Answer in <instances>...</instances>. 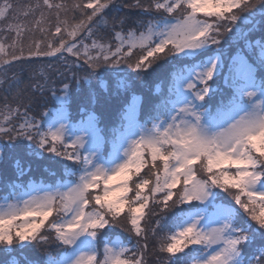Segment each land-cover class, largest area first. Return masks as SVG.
<instances>
[{"label": "snow or ice", "instance_id": "snow-or-ice-1", "mask_svg": "<svg viewBox=\"0 0 264 264\" xmlns=\"http://www.w3.org/2000/svg\"><path fill=\"white\" fill-rule=\"evenodd\" d=\"M121 7L0 0V161L25 143L47 161L38 180L19 157L13 176L0 172L8 264H150L154 256L158 264H264V36L249 39L264 29V0H132L123 7L149 17L134 26L128 16L109 19ZM68 56L84 74L48 89L59 106L32 115L25 93L45 91L51 65L31 85L9 70ZM161 61L172 70L154 99L133 92L118 122L101 127L95 105L132 89L120 66L148 74ZM84 82L89 106L75 120L72 89ZM117 226L126 240L108 234Z\"/></svg>", "mask_w": 264, "mask_h": 264}, {"label": "trees", "instance_id": "trees-1", "mask_svg": "<svg viewBox=\"0 0 264 264\" xmlns=\"http://www.w3.org/2000/svg\"><path fill=\"white\" fill-rule=\"evenodd\" d=\"M15 2L19 4H24L27 2V0H20V1L15 0ZM117 2L122 5L121 10L119 12H116L115 10L109 11L107 13L109 19H111L113 16H128L130 20H129V25L127 26H134L131 23L132 21L136 19L146 20L149 18V17L141 16L138 10H135V9L129 10L123 7V5L132 3V0H117ZM99 34L107 37L110 35V29L102 28ZM262 36H264V29H257L256 31H253L250 34L249 39L252 41H255L257 38H260ZM240 46H242V42ZM234 51H235V47L229 50V54H231ZM138 54H139L138 52L135 53L134 56L132 57V60H134L135 56ZM43 59H48V58H43ZM131 62L132 61L130 60L129 63ZM78 63L79 62L74 63V58H71V60H68L65 63V65L59 64V66L57 67V69H59L58 71L56 70L54 74H48L49 81H52L54 79L56 82H53L52 83L53 85L49 84L43 93H41L38 90L33 91L30 87L28 88V91L26 92L27 94H25V102L28 101V98H31L30 112L32 115L39 117L40 113L45 111L46 108H55L59 106L57 102L52 98L51 92L48 89L53 88L55 86L57 88L58 85L62 87L63 83L65 82L71 83L73 79V74H75L77 77L82 76L84 74L85 67L77 66ZM120 67L123 70L121 74L123 75V72H124V75H127L131 78L132 89L130 92H128L127 94L121 95L120 97L111 98L108 101V105H105L104 103H98L95 105L96 113L101 118V125H100L101 127H108L118 122L120 109L124 106L126 102H130L131 94L133 92L136 93L137 95L144 97L145 101L153 100L154 99L153 93L155 90V86L159 84L161 81H165L169 73L172 70L171 64L166 63L164 61L160 62V66L155 68V71L150 70L148 74H143V73L137 74L136 70L129 68L127 64H122ZM22 68H23L22 69L23 72L21 71L22 77L23 75L24 77L25 75L26 76L30 75L31 71H28V69H25V68H28L27 65L24 64ZM109 72H112V70L109 69ZM101 76L104 77L103 71L101 72ZM104 78L107 79V77H104ZM115 79H116V74L112 72L111 81H109V83L114 82ZM40 82H43V81L41 80ZM24 83L25 85H31V83L26 82V80H24ZM33 83H36V82L34 81ZM216 84L219 85L221 88H223L222 79H218L216 81ZM89 87L90 85L88 82H84L80 86L73 85V89H72L73 95H72L71 107L69 110L71 111L72 116L75 120L79 119V113H80L81 108L89 106L87 97L85 95ZM13 148H14L13 146H8L5 149V159L2 161V163H0V172L6 169L9 176H13L14 168L12 167V165L14 163V160L17 157H19L22 159V161L25 164L27 163L32 164L31 176L33 178L38 180L41 177H45V178L47 177V174L44 172V167L47 164V161L45 159L29 156L27 154L26 143L16 145L15 148L18 150L14 151ZM46 155L47 154H45V156ZM24 179L27 180L28 177H25ZM221 198L224 199L225 202L231 201V197L228 196L227 193H223ZM162 224H165V222L162 221ZM119 228L120 227L118 226L115 227V229H113L108 234L110 236L121 235L124 239H127L128 233L125 230L123 231L120 230ZM164 231L165 232L168 231V228L166 225L164 227ZM53 245L54 243L50 241L49 245L46 247H48L49 250H52ZM258 245H259V241L257 242L256 246ZM0 250L3 252L2 254H0V264H8V262L11 260V256L5 251H3L2 248H0ZM26 251L27 249L24 250L25 253ZM32 252H33V249H31L30 255L27 254L29 258L40 259L41 254L38 251L37 253H35L34 256L31 255ZM14 255L16 254L14 253ZM156 255H160L161 259L164 258L159 253H157ZM22 264H23V261H22ZM150 264H158V262L155 259V256L150 260ZM177 264H182V261L177 262Z\"/></svg>", "mask_w": 264, "mask_h": 264}, {"label": "rangeland", "instance_id": "rangeland-1", "mask_svg": "<svg viewBox=\"0 0 264 264\" xmlns=\"http://www.w3.org/2000/svg\"><path fill=\"white\" fill-rule=\"evenodd\" d=\"M20 1V0H19ZM71 58L72 57H70V56H68L67 58H66V60H62V59H56V58H48V59H43V58H39V59H36V60H34L33 61V63H31V64H25V65H27V67L28 68H25V69H28V71H31V73H30V75H25V77H24V75H23V77H22V72H23V65L21 66V65H19V64H16V65H13V67L9 70V74H11L12 72H16V73H19L20 75H21V78L23 79V81L24 80H26V82H29V83H33L34 81L35 82H37V80H40L39 78V70H40V66L41 65H45V66H47V65H51V67L50 68H46V71H47V73L48 74H54L55 73V71L57 70H59V69H57V67L59 66V64L60 65H65V63L68 61V60H71ZM50 59V60H49ZM159 67V66H158ZM155 68H157V67H155ZM61 70V69H60ZM22 71V72H21ZM33 73H35L36 75L35 76H33ZM123 75H124V72H123ZM49 76V75H48ZM34 78V79H33ZM32 80H33V82H32ZM53 82H56L54 79L52 80V81H49V83H48V85L49 84H52ZM53 85V84H52ZM53 88H55V89H57V90H59V89H61L62 87L61 86H57V88H56V86L55 87H53ZM25 94H27V93H25ZM4 95H6V93H4V92H2V91H0V104H3L4 103V99H3V97H4ZM52 96V95H51ZM9 101L11 102L12 101V96L11 95H9ZM14 149V151L15 150H18V149H16L15 147L13 148ZM0 163H2V161H0ZM115 229V228H114ZM120 230H125V229H123V228H119ZM116 236H120L121 238H123L121 235H116ZM124 239V238H123ZM126 240V239H125ZM52 243H54V242H52ZM151 246V245H150ZM60 249H57L56 247H55V244L53 245V249H52V251L55 253L56 251H59ZM30 251H31V249H27V251H26V254H28V255H30ZM3 252L0 250V254H2ZM35 253H37V250L36 249H33V252L31 253V255L32 256H34L35 255ZM17 258L18 259H20L21 257L19 256V255H17Z\"/></svg>", "mask_w": 264, "mask_h": 264}]
</instances>
